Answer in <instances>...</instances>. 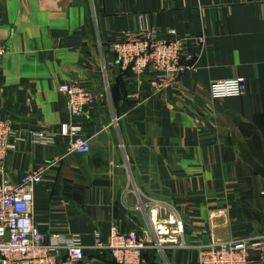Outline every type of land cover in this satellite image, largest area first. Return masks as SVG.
<instances>
[{"label":"crops","instance_id":"crops-1","mask_svg":"<svg viewBox=\"0 0 264 264\" xmlns=\"http://www.w3.org/2000/svg\"><path fill=\"white\" fill-rule=\"evenodd\" d=\"M143 29L175 31L191 57L162 94L111 49L122 31ZM0 42V119L24 138L0 183L47 168L34 218L48 243L77 235L82 264H114L92 249L94 233L136 229L151 241L157 209L183 218L187 248L150 249L144 264H198L212 240L264 236V0H0ZM238 78L246 96L211 97L213 82ZM73 82L95 96L77 120L89 154H68L61 134L73 118L58 89Z\"/></svg>","mask_w":264,"mask_h":264},{"label":"built area","instance_id":"built-area-1","mask_svg":"<svg viewBox=\"0 0 264 264\" xmlns=\"http://www.w3.org/2000/svg\"><path fill=\"white\" fill-rule=\"evenodd\" d=\"M198 46L204 37L195 39ZM116 63L136 81H147L155 94H162L178 83L193 68L188 64L185 40L175 31L161 34L156 29L125 30L119 41L112 44ZM7 54L0 42V65ZM59 93L67 98L73 122L62 126L61 134L70 139L68 154H89L91 140L77 122L93 104L95 96L77 82L62 84ZM210 94L214 100L242 98L247 95L243 78L213 82ZM42 140V135H36ZM19 138L9 120L0 119V170L8 153ZM57 159L54 164H58ZM47 168L40 167L27 173L19 183L2 180L0 183V264H82L85 246L77 235L55 236L48 243L34 218V190L43 183ZM264 196V191L261 193ZM167 209L151 210L149 224L151 241L143 232L133 229L121 233L113 229L108 240L94 233L92 249L109 254L115 264H144L146 251L152 249L165 255L173 247L187 248L184 243L186 225L177 214L164 213ZM198 264H264V236L231 242L210 243L198 247Z\"/></svg>","mask_w":264,"mask_h":264},{"label":"trees","instance_id":"trees-1","mask_svg":"<svg viewBox=\"0 0 264 264\" xmlns=\"http://www.w3.org/2000/svg\"><path fill=\"white\" fill-rule=\"evenodd\" d=\"M115 264V263H114Z\"/></svg>","mask_w":264,"mask_h":264}]
</instances>
